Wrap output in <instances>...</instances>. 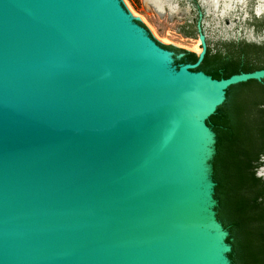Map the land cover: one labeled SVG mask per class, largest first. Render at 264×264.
<instances>
[{"label":"water","instance_id":"water-1","mask_svg":"<svg viewBox=\"0 0 264 264\" xmlns=\"http://www.w3.org/2000/svg\"><path fill=\"white\" fill-rule=\"evenodd\" d=\"M139 23L121 0H0V264H231L207 122L264 69L213 79L200 24L175 65Z\"/></svg>","mask_w":264,"mask_h":264},{"label":"trees","instance_id":"trees-1","mask_svg":"<svg viewBox=\"0 0 264 264\" xmlns=\"http://www.w3.org/2000/svg\"><path fill=\"white\" fill-rule=\"evenodd\" d=\"M158 45L173 53L175 65L197 61L195 54ZM253 48L257 47L232 42L214 55L207 48L198 69L216 80L264 69V53L249 51ZM180 54L184 56L177 59ZM250 57L257 63L249 66ZM207 124L216 140L210 162L216 218L229 233L230 263L264 264V179L256 176L264 156V80L230 87Z\"/></svg>","mask_w":264,"mask_h":264},{"label":"rangeland","instance_id":"rangeland-1","mask_svg":"<svg viewBox=\"0 0 264 264\" xmlns=\"http://www.w3.org/2000/svg\"><path fill=\"white\" fill-rule=\"evenodd\" d=\"M130 7L144 19L140 23L158 43L164 46H173L177 49L195 54L190 51L196 44L202 53V43L199 39L197 25L200 24L205 36L206 47L214 55L217 49L225 48L234 42H245L259 47L264 53V7L260 15L255 12L257 0H245V5H237L228 16L221 18L207 12L201 0H175L176 12H169L167 8L160 12L146 0H126ZM264 2V0H263ZM147 24V25H146ZM150 29V30H149ZM155 35V37L153 36ZM159 40H166L162 43ZM256 49H249V51ZM257 63L255 57H250L249 66ZM212 65V62L210 63ZM209 65V64H208ZM262 165L256 176L264 179V156Z\"/></svg>","mask_w":264,"mask_h":264},{"label":"bare ground","instance_id":"bare-ground-1","mask_svg":"<svg viewBox=\"0 0 264 264\" xmlns=\"http://www.w3.org/2000/svg\"><path fill=\"white\" fill-rule=\"evenodd\" d=\"M130 15L134 18L139 19L141 22L145 23L144 19L141 15H138L128 4L126 0H121ZM175 0H146V2L150 3L156 10L163 12L165 8L169 10V12H176L177 6L174 4ZM201 2L205 5L207 12H211L212 14L217 15L221 18L228 16L233 10H235L237 5L244 6L245 0H201ZM264 2L263 0H257V5L255 7V12L257 15H260L263 11ZM147 25V24H146ZM150 30V29H149ZM155 37V35L153 34ZM156 38V37H155ZM162 43H168L166 40H159ZM191 52L196 53L198 55L201 54V50L196 44Z\"/></svg>","mask_w":264,"mask_h":264},{"label":"flooded vegetation","instance_id":"flooded-vegetation-1","mask_svg":"<svg viewBox=\"0 0 264 264\" xmlns=\"http://www.w3.org/2000/svg\"><path fill=\"white\" fill-rule=\"evenodd\" d=\"M240 43V42H239ZM245 43V42H244ZM252 45V44H251ZM253 46L257 47L256 45L253 44ZM256 50H259V47L256 48ZM196 71H199V69L197 68ZM203 72V71H202ZM260 168V167H259ZM258 168V169H259Z\"/></svg>","mask_w":264,"mask_h":264}]
</instances>
